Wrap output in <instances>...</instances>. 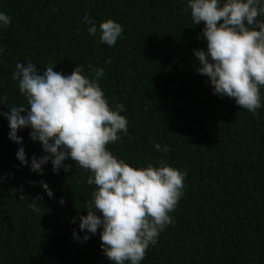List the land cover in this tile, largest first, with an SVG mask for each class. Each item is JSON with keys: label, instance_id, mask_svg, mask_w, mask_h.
Listing matches in <instances>:
<instances>
[{"label": "trees", "instance_id": "1", "mask_svg": "<svg viewBox=\"0 0 264 264\" xmlns=\"http://www.w3.org/2000/svg\"><path fill=\"white\" fill-rule=\"evenodd\" d=\"M85 11L98 29L107 19L122 25L114 46L100 42L99 30L88 34ZM0 12L11 18L0 26V97L7 96L0 111L27 107L12 79L17 62L31 61L38 71L50 62L65 72L83 65L90 77V65L103 68L98 83L109 106L123 104L129 121L128 133L108 149L134 167L165 161L187 172L170 213L175 223L141 264H264V88L255 114L212 93L195 71L192 50L205 47L197 39L203 22L192 23L186 0H0ZM9 131L0 116V264H112L99 229L85 243L73 238V229L81 238L86 232L78 225L95 188L87 184L91 173L70 160L67 172L54 174L50 161L31 172L19 164ZM29 131L18 135L30 158L41 147ZM157 143L168 152L157 151Z\"/></svg>", "mask_w": 264, "mask_h": 264}, {"label": "clouds", "instance_id": "2", "mask_svg": "<svg viewBox=\"0 0 264 264\" xmlns=\"http://www.w3.org/2000/svg\"><path fill=\"white\" fill-rule=\"evenodd\" d=\"M186 10L194 25L203 22L197 39H203L205 47L192 50L198 61L195 71L207 77L214 95L234 99L240 109L255 114L262 106L260 89L264 88V21L257 19L264 16V0H186ZM81 18L90 25L88 34L94 37L99 30L100 42L110 47L123 32L122 25L112 19L102 21L98 29L87 11ZM10 22L0 12V26ZM55 65L50 62L38 71L31 61L15 64L12 79L18 82L27 107L7 105L9 111H0L10 129L8 138L19 145L15 156L31 172L41 173L49 161L54 174L67 172L72 165L66 160L74 161L76 169L89 171L87 184L95 188L85 204L87 215H79L78 225L86 232L81 238L73 229V238L85 243L99 229L100 247L112 264H141L159 233L175 223L170 213L183 194L187 172L165 161H159V166L134 167L114 155L107 146L128 133L129 121L121 115L123 104L109 106L98 83L104 69L90 65L89 71L94 72L90 77L83 65L66 72ZM6 100L7 96L0 97V105H6ZM23 129H30L29 139L39 143V155L28 157L18 135ZM154 147L169 150L158 143ZM39 183L52 198L47 181ZM58 203L63 206L64 198Z\"/></svg>", "mask_w": 264, "mask_h": 264}]
</instances>
